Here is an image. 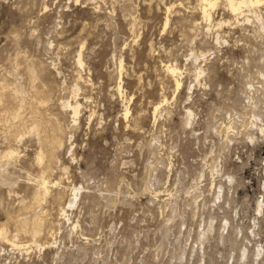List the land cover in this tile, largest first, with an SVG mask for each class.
Returning a JSON list of instances; mask_svg holds the SVG:
<instances>
[{
  "label": "rangeland",
  "instance_id": "1",
  "mask_svg": "<svg viewBox=\"0 0 264 264\" xmlns=\"http://www.w3.org/2000/svg\"><path fill=\"white\" fill-rule=\"evenodd\" d=\"M172 3L165 28V5ZM195 4L0 0V81L10 87L8 112L0 110V151L18 149L8 168L11 185L0 183V228L10 237L17 233L13 216L22 199L32 200L40 175L38 138L26 124L23 142L12 132L21 124L13 121L20 100L10 95L21 88L28 107L29 66L39 76L35 85L53 89L48 126L62 129L49 174L60 185H51L52 194L63 193L68 205L73 188H82L68 211L70 222L61 219L58 205H45L46 229L56 231L53 237L44 231L38 244L53 246L13 248L0 241V264H264V134L251 129L257 118L264 127V32L253 14L245 12L251 22L245 16L238 22L222 4L210 31L204 22L195 28ZM121 60L127 102L117 93ZM163 62L182 70L179 92ZM78 74L83 107L75 122L62 102L71 99ZM163 95L169 103L154 123L152 104ZM126 106L131 112L124 119ZM30 239L19 237L29 245Z\"/></svg>",
  "mask_w": 264,
  "mask_h": 264
},
{
  "label": "bare ground",
  "instance_id": "2",
  "mask_svg": "<svg viewBox=\"0 0 264 264\" xmlns=\"http://www.w3.org/2000/svg\"><path fill=\"white\" fill-rule=\"evenodd\" d=\"M78 1L79 0H77V2ZM221 4H222V6L224 5V8L225 7L227 8V11H229L232 14V16H234L237 19L238 22H240L239 20H240L241 16H245L244 21L251 22L250 18H248V16L245 14V12L248 11L249 13L253 14L255 19L259 22L261 30H263V32H264V12L262 10V8L264 7V0H196L195 6L194 5H193L194 7L192 6L194 8V10H192V11L197 12L198 19L194 18L195 20L194 21L192 20L194 22V23H192V25L196 28V27H200V25H202L203 22L206 23V25L208 23V25L210 26L208 31H210L211 27L213 26V23L215 22V19L213 16L214 10L217 7H219ZM176 5H177V3L176 4L172 3V5H165L166 11H167L165 28H167L168 25L170 24V21H171L170 15L172 14L171 12L173 11V9ZM180 5H181V3H180ZM180 8H181V6H180ZM223 24H224L223 21H219V22H217L216 26L221 27V26H223ZM215 41H216V44H218V45L221 44L220 34H217ZM200 55L201 56L195 55V57H194L195 62H198L200 57L206 56V54H203V53ZM77 61H78L77 62L78 65L80 67H82L83 61H82V53L81 52L78 56ZM124 68H125L124 61L121 60V62H120V76H119L120 80H119L118 85H117V93H119L122 100L124 99L127 102L128 97L125 94L126 90H124L123 79H122ZM161 68H162L161 70L164 72V74L167 76V78L169 77L171 79L173 86H174V93L179 92L181 89H183V86H184L183 79H182L183 73L177 64H173L172 62L171 63L167 62V63H164ZM198 70L199 71L197 72V78H199L201 75L204 74V70L202 69V67ZM29 74H30L31 81L33 84V90L31 89L33 92V95L29 99L30 102L28 104V107H26V105H24V104L28 103L27 99H26L25 92L21 88H18V87L12 88V93H11L10 97L12 99H15L16 101L20 100V103H18L19 108L15 109L13 112V116H14L13 121L16 122L15 120H17V119L21 120V124L19 122L18 123L19 125L14 126L15 131H12V132H14L16 134L17 140L19 143L23 142L24 137L26 136L25 135L26 133L23 134L24 132L22 133L21 132L22 130L20 131V129H21L20 127L26 124V126H24V127H26L28 129L27 130L28 133L33 134L34 135L33 137L38 138V140H36V141H38V145L40 147H39V150L36 154L37 155L36 156V164H37V167H39L40 175H38V177L36 179H33L35 187H34V190L32 193V200L30 202H28V201H26V199H22L20 201L21 207H19L20 208L19 212H17L16 216H13L14 217V219H13L14 227H15V231L17 233L13 237H10V236H8L7 229L4 226L0 228V241H2L5 244L12 246L13 248L30 247L33 244H37L40 248L53 246L55 244V242H51V243L45 242L46 244L44 243L43 245L38 244V239L43 235L44 231H48V232L49 231H51V232L56 231V230H54L53 225L51 227L49 226L50 228L46 229L47 225H46V221H45V213H46L45 208H44L45 205H47L49 203L58 205V207L60 209L61 219L65 220L67 222H70L71 219L69 218L70 216L68 214V211L75 204V200L78 199L80 191L82 189V188L80 189V188H76V187L73 188V190H72L73 193H71V194H73L72 197L73 196L74 197L70 200V202H68L69 203L68 205L63 204V198L61 196L63 193L61 194L60 192H57L56 194H52L53 192L51 191V188H52L51 185H54V187H57L60 185L58 182L52 184L49 174H51V172H53V164L56 162V160H58L59 157L57 154L63 145V141L61 138L62 129H60L58 126H55V125L53 126L51 123L50 124L52 126H48L49 122L47 120L48 119L47 118V111L50 109H47V107H48V103H49L48 98L51 96L52 91H53L52 87L46 86L47 84H41V83H43L42 81H44L43 80L44 78L41 79V81H40L41 85H39V84L35 85V82L38 80L39 76H38L34 67L29 66ZM81 80H83V78H82V75L80 74L78 82L71 88V94H72L71 99L65 100L64 102H62L63 110L70 111V113L72 114V118L74 119L75 122H77L80 119L79 117L81 115L82 107H83V104L81 102H79V95H80V92L82 90L80 87V82H79ZM167 82H169V80ZM167 85H168V83H167ZM20 87H22V86H20ZM8 89H10L9 85L7 83H3L2 81H0V110L3 112H6V113L8 112L5 109L7 107L6 103L9 101L8 95H7ZM160 95H162V94H160ZM133 97L134 96H132L129 99V101H131L133 99ZM160 99L161 100H159L158 102H155L152 104L154 123H156L158 121L162 112L165 109L164 107H166V105L169 103V98L166 95H163L162 98H160ZM124 108H125V106H124ZM25 109L28 110V112H29L27 115V116H29L28 118L24 117V112H25L24 110ZM130 112H131L130 108L128 106H126L125 113H124V117H125L124 119H127L130 116ZM139 116H140V114H138V116L134 120V123H133L134 128L138 127L137 124L139 121ZM192 117H193V112L190 109H188L187 110V119H186L187 125H189L191 123ZM259 119L260 118H257V120L251 124V129L253 126H255L256 127L255 132L258 131L259 133H261L263 135L264 134V127H263V125L259 124V121H258ZM55 120H56V118H55ZM53 124H55V123H53ZM9 127H11V126H9ZM9 129L7 128V130H9ZM254 136H255L254 132L249 135L250 139H252V140H255ZM8 137L10 138L11 136H8ZM263 137H264V135H263ZM7 140H9V139H7ZM10 140H11V138H10ZM13 140H15V139H13ZM32 147H35V146H32ZM36 148H37V146H36ZM17 156H18V149L14 148V147L7 148V150L0 153V183L1 184L11 185L10 184V183H12V181L10 182V179H11L10 175L11 174L8 172V168L10 167L12 162L17 158ZM37 172H38V170H37ZM10 193H12V192H10ZM258 208H259L260 212L263 210L262 206H258ZM37 209H39L40 211L37 212L38 211ZM76 228H78V225L74 226V229H76ZM22 234L31 237V239H30L32 242L31 245L25 244L19 240V237ZM50 234L52 235V237L54 236V232H52ZM246 250H247V248H246ZM246 250L243 251V253H242L243 257L247 256L248 252L246 253ZM248 251H249V249H248ZM260 255L261 254H259L258 256H260ZM254 260H255V258H254Z\"/></svg>",
  "mask_w": 264,
  "mask_h": 264
}]
</instances>
